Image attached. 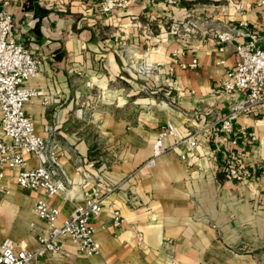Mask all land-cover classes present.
<instances>
[{
    "label": "crops",
    "instance_id": "1",
    "mask_svg": "<svg viewBox=\"0 0 264 264\" xmlns=\"http://www.w3.org/2000/svg\"><path fill=\"white\" fill-rule=\"evenodd\" d=\"M260 1L131 0L103 13L101 0H0L14 38L41 59L25 82L36 94L24 112L58 158L63 183L46 197L17 187L15 170L7 171L0 243L33 249L44 227L32 211L34 200L57 207L58 224L97 183L104 194L94 220L98 253L83 256L62 240L66 256L30 264H264V175L235 182L219 167L232 147L216 121L243 99V93L223 94L220 80L234 68V44L242 38L222 51L213 38V31L240 20L260 36ZM192 58L194 68L179 66ZM166 123L177 138L193 134L196 147L181 160L178 144L142 167ZM239 125L257 139L241 162L264 163V109L240 114L234 129ZM172 142L162 139L164 146ZM37 165L25 157V167ZM113 210L122 217L118 226Z\"/></svg>",
    "mask_w": 264,
    "mask_h": 264
},
{
    "label": "built area",
    "instance_id": "2",
    "mask_svg": "<svg viewBox=\"0 0 264 264\" xmlns=\"http://www.w3.org/2000/svg\"><path fill=\"white\" fill-rule=\"evenodd\" d=\"M130 1L101 0L100 10L107 13L123 9ZM162 1L167 4L175 3V0ZM263 3L264 1H260V4ZM194 24L195 21L188 22L191 27ZM12 27L10 14L0 11V193H8L3 180L7 171L15 170L12 180L17 187L38 189L46 197H52L63 188L59 161L49 152L48 144L35 132L31 119L24 112V104L36 94L25 82L37 74L41 59L14 38ZM175 31L176 28L172 26L168 32L174 34ZM235 37L242 38V41L234 44L237 60L232 70L224 71L220 89L223 94L243 93V99L232 104L217 119L216 124L232 147L228 159L220 162H225L223 166H219L222 167L223 177L241 182L264 175V163L245 165L241 162L247 147L257 140L255 133L240 125L234 129V123L240 114L250 113L261 107L264 109V31L258 36L243 20L223 30L213 31L218 51H222L223 44ZM221 63V60L217 62ZM196 65L194 58L188 63L179 64L181 68H194ZM172 102L171 98L165 101ZM169 136L173 142L164 146L162 139ZM178 144L183 145L184 149L178 153V157L185 160L196 147L197 140L193 134L177 138L173 126L166 123L152 143L151 156L141 166L149 168L155 157ZM28 155L37 159V166L25 167V157ZM208 155L214 157L215 152L210 151ZM103 197L98 184L92 183L82 204L75 205L58 224V208L43 198H36L32 211L44 223L36 236V246L33 249L15 248L6 241L1 242L0 264H30L39 258L66 256L68 252L64 249L62 240H66L78 254L86 257L97 254L99 245L93 239L94 220L102 210ZM121 222L120 213L113 210L112 224L118 226Z\"/></svg>",
    "mask_w": 264,
    "mask_h": 264
},
{
    "label": "rangeland",
    "instance_id": "3",
    "mask_svg": "<svg viewBox=\"0 0 264 264\" xmlns=\"http://www.w3.org/2000/svg\"><path fill=\"white\" fill-rule=\"evenodd\" d=\"M141 96H142V97H145V95H144V94H142ZM128 102H130V101L128 100ZM129 104H130V103H128V105H129Z\"/></svg>",
    "mask_w": 264,
    "mask_h": 264
}]
</instances>
